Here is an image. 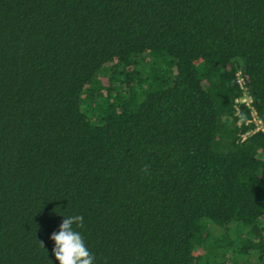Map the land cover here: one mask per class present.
<instances>
[{
  "label": "trees",
  "instance_id": "1",
  "mask_svg": "<svg viewBox=\"0 0 264 264\" xmlns=\"http://www.w3.org/2000/svg\"><path fill=\"white\" fill-rule=\"evenodd\" d=\"M252 108L264 0H0V264L72 214L96 264H264Z\"/></svg>",
  "mask_w": 264,
  "mask_h": 264
},
{
  "label": "clouds",
  "instance_id": "2",
  "mask_svg": "<svg viewBox=\"0 0 264 264\" xmlns=\"http://www.w3.org/2000/svg\"><path fill=\"white\" fill-rule=\"evenodd\" d=\"M63 216L59 230L51 234L52 256L58 264H96L83 231L85 218L81 214ZM80 229V230H78Z\"/></svg>",
  "mask_w": 264,
  "mask_h": 264
},
{
  "label": "built area",
  "instance_id": "3",
  "mask_svg": "<svg viewBox=\"0 0 264 264\" xmlns=\"http://www.w3.org/2000/svg\"><path fill=\"white\" fill-rule=\"evenodd\" d=\"M239 75L238 83L240 84L241 88L245 87V80ZM237 104L245 103L248 107L252 104V98L248 96V94H244V97L240 100L236 101ZM238 108V107H237ZM252 119L249 120L248 124H252L254 126V129L252 131H249L248 133L244 134L242 136L243 140H246L249 135L255 134V133H263L264 134V120L258 116V113L255 111L254 108L251 110Z\"/></svg>",
  "mask_w": 264,
  "mask_h": 264
},
{
  "label": "rangeland",
  "instance_id": "4",
  "mask_svg": "<svg viewBox=\"0 0 264 264\" xmlns=\"http://www.w3.org/2000/svg\"><path fill=\"white\" fill-rule=\"evenodd\" d=\"M210 231H213V237H217V236H221L222 234H223V231H221V230H217V229H212L211 227H210ZM231 235H233V236H235V234L233 233V234H231ZM213 239H211V241H212ZM216 253H217V257H218V259L223 263V264H233L234 262L227 256V255H225V252H223V251H219V250H217L216 251ZM252 263H256L257 262V259H252ZM240 262H243V260H240Z\"/></svg>",
  "mask_w": 264,
  "mask_h": 264
}]
</instances>
